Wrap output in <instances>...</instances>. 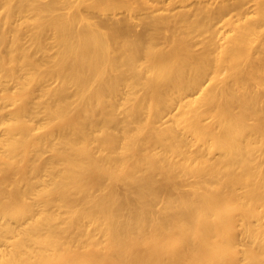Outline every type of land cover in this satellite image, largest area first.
I'll list each match as a JSON object with an SVG mask.
<instances>
[{"label":"bare ground","instance_id":"1","mask_svg":"<svg viewBox=\"0 0 264 264\" xmlns=\"http://www.w3.org/2000/svg\"><path fill=\"white\" fill-rule=\"evenodd\" d=\"M64 1L0 50V264H264V0Z\"/></svg>","mask_w":264,"mask_h":264},{"label":"rangeland","instance_id":"2","mask_svg":"<svg viewBox=\"0 0 264 264\" xmlns=\"http://www.w3.org/2000/svg\"><path fill=\"white\" fill-rule=\"evenodd\" d=\"M51 1L54 0H0V50L3 55L12 51L17 57L16 62L10 61L8 55L6 57V65L10 74L19 71L20 61L26 58L27 55L30 56L34 63L44 58L45 60L42 61L45 62L43 68L55 64V54L58 52V46L57 42H55L54 35L50 34L48 40L41 46L37 29L40 24L45 23V21L50 19L53 15H60L66 10V2L64 0H58V5L53 10H40V5H46V3ZM193 2L194 1H189V4L192 5ZM81 10L86 13L84 5H82ZM99 13V15L102 16H111L115 18H122L127 15L122 9L117 10L115 13H111V11H101ZM145 14L146 11L134 15L133 18L136 21V30L143 28ZM28 19H33L32 23H28ZM24 62H26V60H24ZM47 82L50 83L49 81ZM6 86L8 90H5ZM17 89L18 87H16V84L12 80H10L7 85H3L0 81V120L8 119L10 116L9 109L12 107V100L5 97L4 93L8 91L14 94ZM3 131V125H0V135ZM4 218L5 219H3V217L1 218L2 222L8 220L6 217ZM8 218L10 219V217Z\"/></svg>","mask_w":264,"mask_h":264}]
</instances>
